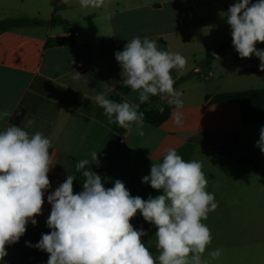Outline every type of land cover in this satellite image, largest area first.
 <instances>
[{
    "label": "crops",
    "instance_id": "crops-1",
    "mask_svg": "<svg viewBox=\"0 0 264 264\" xmlns=\"http://www.w3.org/2000/svg\"><path fill=\"white\" fill-rule=\"evenodd\" d=\"M232 3L235 0H106L104 7L85 9L78 0H0V21L50 22L58 16L65 22L0 33V112L12 114L0 119V130L13 125L14 115L24 110L20 126L34 119L27 130L51 140L53 158L37 224L29 222L19 241L6 245L0 264H47L49 254L34 247L51 231L46 225L51 212L47 196L77 172L81 159L91 161V153L97 152L99 166L108 173L105 188L118 179L133 197L147 200L163 193L142 178L169 148L185 161L201 162L206 190L218 203L203 221L213 237L208 251L222 252L212 264H264V153L256 146L264 127V73L242 74L258 68L260 60L254 54L241 58L233 44L210 65L204 63L221 44L232 41L231 27L221 16ZM137 36L186 57L183 74L171 72L175 83L187 79L175 86L183 94L182 126L172 116L159 127L144 122V135L139 136L109 123L96 104L94 97L101 92L116 102L140 104L138 93L121 83L122 68L115 59ZM56 38L73 43L48 47V40ZM261 46L264 43L256 44ZM72 71L81 77L73 79ZM164 105L160 101L156 107ZM131 223L147 232L142 240L158 255L155 226L139 212Z\"/></svg>",
    "mask_w": 264,
    "mask_h": 264
},
{
    "label": "clouds",
    "instance_id": "clouds-1",
    "mask_svg": "<svg viewBox=\"0 0 264 264\" xmlns=\"http://www.w3.org/2000/svg\"><path fill=\"white\" fill-rule=\"evenodd\" d=\"M105 2L78 0L85 9L104 7ZM221 16H226L231 27L232 43L239 56L250 58L254 54L260 60L259 70L264 71V50L256 48L257 43H264V0H236ZM213 57L219 59L215 53ZM115 59L122 68L121 83L138 93L140 104L157 96L174 106V123L183 125V94L174 87L171 72L176 69L182 75L186 57L158 49L157 42L147 36H137L128 41L123 51L115 53ZM72 76L81 77L75 71ZM94 99L109 123L144 135L140 104L124 99L116 102L102 92ZM11 115L5 110L0 112V119ZM34 124V119H28L23 127L10 124L0 130V260L7 255L6 245L18 242L29 222L37 224L35 217L42 213L45 191L50 188L51 140L40 131L30 133L27 129ZM256 146L264 153V127ZM92 164L99 165L95 151L91 161L81 159L75 165L85 178L82 191L74 193L76 178L69 174L47 196L51 212L46 225L51 231L42 234L34 245L49 254L47 264H212L220 259V248L208 251L213 237L203 221L217 209L218 203L215 195L206 190L208 179L201 162L185 161L176 149H167L162 162L152 163L150 175L142 178L143 183L163 194L147 200L133 197L118 179L113 187L105 188ZM138 212L156 228L158 255L142 240L147 232L135 229L131 223Z\"/></svg>",
    "mask_w": 264,
    "mask_h": 264
},
{
    "label": "trees",
    "instance_id": "trees-1",
    "mask_svg": "<svg viewBox=\"0 0 264 264\" xmlns=\"http://www.w3.org/2000/svg\"><path fill=\"white\" fill-rule=\"evenodd\" d=\"M52 25V26H58V25H64L65 22L59 18L58 16H54L53 19L50 22H45L43 20L39 19H29V18H18V19H5L0 21V33L11 30L13 28H19V27H26V26H45V25ZM73 43V40L70 38H56V39H49L47 42V46H62V45H70ZM232 41H227L223 44H221L216 50H214L211 54H209L204 63L210 65L216 58L213 57V53H215L218 57L222 55L228 48L232 46ZM242 74H258V73H264V71H260L258 68H250L245 69L241 71ZM186 78L181 79L177 83L174 84L175 86H178L179 84L186 81ZM215 100V99H214ZM161 100L157 96H153L150 98V102H146L143 104H140L139 111L144 113V122L151 124L153 126L159 127L162 124H164L166 121L170 119L172 116V106L164 105L161 106L164 108V111L161 112V107H156V104L159 103ZM26 112L24 110L18 111L12 118L11 122L13 125L20 126L23 118L25 117ZM91 168L93 171L97 172L101 175L102 181L105 184L106 178H107V170L99 166L97 164H92ZM75 176V180L73 181V191L74 193H79L82 191V183L84 181V177L82 176L81 172H76L73 174Z\"/></svg>",
    "mask_w": 264,
    "mask_h": 264
},
{
    "label": "built area",
    "instance_id": "built-area-1",
    "mask_svg": "<svg viewBox=\"0 0 264 264\" xmlns=\"http://www.w3.org/2000/svg\"><path fill=\"white\" fill-rule=\"evenodd\" d=\"M75 35H77V33H75ZM258 50H264V46L261 47H257Z\"/></svg>",
    "mask_w": 264,
    "mask_h": 264
},
{
    "label": "rangeland",
    "instance_id": "rangeland-1",
    "mask_svg": "<svg viewBox=\"0 0 264 264\" xmlns=\"http://www.w3.org/2000/svg\"><path fill=\"white\" fill-rule=\"evenodd\" d=\"M235 2H236V0H235ZM251 2L254 3V2H256V0H251ZM232 4H233V3H232ZM202 65H203V64H202ZM200 67H201V66H200ZM204 68H205V67H204Z\"/></svg>",
    "mask_w": 264,
    "mask_h": 264
},
{
    "label": "water",
    "instance_id": "water-1",
    "mask_svg": "<svg viewBox=\"0 0 264 264\" xmlns=\"http://www.w3.org/2000/svg\"><path fill=\"white\" fill-rule=\"evenodd\" d=\"M200 68V67H199ZM201 69V68H200Z\"/></svg>",
    "mask_w": 264,
    "mask_h": 264
}]
</instances>
